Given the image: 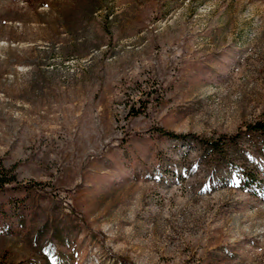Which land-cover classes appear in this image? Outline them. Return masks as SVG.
I'll list each match as a JSON object with an SVG mask.
<instances>
[{"label":"rangeland","instance_id":"1","mask_svg":"<svg viewBox=\"0 0 264 264\" xmlns=\"http://www.w3.org/2000/svg\"><path fill=\"white\" fill-rule=\"evenodd\" d=\"M263 120L264 0H0V264H264Z\"/></svg>","mask_w":264,"mask_h":264},{"label":"trees","instance_id":"2","mask_svg":"<svg viewBox=\"0 0 264 264\" xmlns=\"http://www.w3.org/2000/svg\"><path fill=\"white\" fill-rule=\"evenodd\" d=\"M246 128L248 130L261 132L262 130H264V120L261 121V122H258V123H254L252 125H248ZM158 132L160 134H164V135H166L168 137H173V138H178V139H183V140H193V141H196L198 143L204 144V145H206L208 147H211V148H213L214 146L217 147V145H218L217 142H208V141H206L204 139L197 138L193 134L180 135V134H175V133H173L171 131H164L162 129H158ZM236 138H237V135H233V136L228 137L227 140L228 141H234ZM25 186L28 187V188H31V187H33V184L32 183L26 184Z\"/></svg>","mask_w":264,"mask_h":264}]
</instances>
